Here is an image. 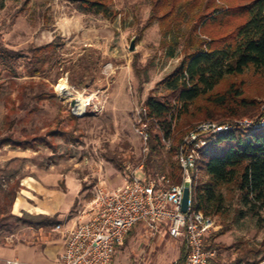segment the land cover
Returning a JSON list of instances; mask_svg holds the SVG:
<instances>
[{
    "label": "rangeland",
    "instance_id": "374dc122",
    "mask_svg": "<svg viewBox=\"0 0 264 264\" xmlns=\"http://www.w3.org/2000/svg\"><path fill=\"white\" fill-rule=\"evenodd\" d=\"M153 1L106 0L108 12L116 13L110 18L87 12L75 0H0V47L20 55L12 70L0 64V137L35 138L37 145L23 148L6 143L0 147L2 245L37 240L33 226L15 216L37 215L32 211L41 208L31 204L28 211H18L19 198L58 205L63 221L72 223L96 185L116 188L124 183L127 169L145 165L148 144L144 151L145 143L136 131L137 110L148 95L161 98L166 94L165 79L184 58V37L194 21L186 17L180 24L183 35L169 55L171 33L163 36L158 16L150 18ZM250 1L215 0L214 4L226 7ZM215 22L209 23L211 31L218 26ZM132 39L135 47L130 50ZM49 42L57 44L53 59L42 65L38 74L27 73V58L35 47ZM61 81L67 96L57 87ZM235 90L242 97L255 98L260 117L264 115V70L229 75L205 96ZM71 113L78 118H70ZM201 120L176 113L173 126L179 129L171 135L172 145ZM57 121L68 130L66 134L50 133ZM169 149L165 147L163 161H159L164 169H149L153 176L168 171ZM196 169L199 180L206 177L203 161L197 162ZM14 189L15 206L10 202ZM223 192L222 212L212 215L220 230L213 239L214 261L264 264V227L258 224V217H264V206L249 209L235 184ZM53 226L47 225L44 234L38 235L59 240ZM181 246L178 239L164 232L153 233L136 224L115 253L113 264H174Z\"/></svg>",
    "mask_w": 264,
    "mask_h": 264
},
{
    "label": "trees",
    "instance_id": "16d2710c",
    "mask_svg": "<svg viewBox=\"0 0 264 264\" xmlns=\"http://www.w3.org/2000/svg\"><path fill=\"white\" fill-rule=\"evenodd\" d=\"M214 3L215 0L153 1L150 18L158 16L163 36L171 33L169 55H173V47L179 44L183 35L180 24L186 17L194 23L184 37L187 50L184 58L165 79L166 94L161 98L155 95L145 98L146 113L150 117L144 165V170H148H145L146 176L154 175L149 169L162 171L165 167L162 162L165 145L160 131L169 137L174 129H179L173 126L176 113L178 117L220 123L244 116L253 117L258 122L262 115L259 102L253 97H242L239 91L214 97L205 95L229 75H241L246 70H264V0H251L240 5L226 4V7ZM79 4L87 12L102 13L110 18L116 15L115 11L108 12L106 0H81ZM214 21L218 26L211 31L209 23ZM56 46V43L49 42L35 47L27 58L26 72L38 74L41 66L53 59ZM43 49L51 50L45 53L41 51ZM19 57L13 50L0 47V64L6 69L12 70ZM70 118L78 117L71 113ZM59 124L57 121L51 128V134L64 135L68 132ZM6 143L23 148L37 146L35 138H17L12 134L0 137V147ZM175 146L166 151V174L173 183L181 180V169L176 159L172 158ZM201 154L199 161L205 164L206 177L197 181L193 202L196 209L210 215L222 212L225 201L223 190L232 184L236 185L249 209L264 206V123L259 126H235L226 133L217 134ZM119 167L122 169V166ZM16 192L17 189L11 192L10 202L14 201ZM15 218L28 225L58 223L56 216L17 215ZM258 224L264 227V217H258ZM219 232L215 229L208 236L206 240L210 245L207 247L216 249L213 239ZM183 255L184 249L174 264L183 263ZM207 264L217 263L212 258Z\"/></svg>",
    "mask_w": 264,
    "mask_h": 264
},
{
    "label": "built area",
    "instance_id": "2783aa9c",
    "mask_svg": "<svg viewBox=\"0 0 264 264\" xmlns=\"http://www.w3.org/2000/svg\"><path fill=\"white\" fill-rule=\"evenodd\" d=\"M137 113L136 131L145 143V151L150 118L145 104ZM263 123L264 115L258 122L244 117L223 123L205 119L192 125L174 149L181 169L179 182H171L167 174L146 176L143 163H140L136 168L127 169L122 185L112 189L96 185L87 204L75 212L72 223L60 221L53 226V230L62 234L64 239V248L56 264H113L115 252L137 223H142L153 233L164 232L178 239L184 249L183 264H207L215 257V249L206 246L210 245L206 239L216 229L215 220L193 205L199 177L196 166L202 149L213 142L217 134L226 133L235 126ZM160 136L166 148L173 146L171 136L165 137L162 131ZM186 187L189 199L183 211L181 205ZM4 264L21 262L7 258Z\"/></svg>",
    "mask_w": 264,
    "mask_h": 264
},
{
    "label": "crops",
    "instance_id": "0c3cea01",
    "mask_svg": "<svg viewBox=\"0 0 264 264\" xmlns=\"http://www.w3.org/2000/svg\"><path fill=\"white\" fill-rule=\"evenodd\" d=\"M17 198H19V197H17ZM19 199H20L19 200L20 204H19V207L17 208L18 211L19 210L28 211V205L32 204L35 207L41 208L40 210L37 209V210L32 211V212H36L35 214H37V215L40 214L41 215L40 218L46 217V216H56L58 223L60 221H63V218H65V217H62L61 216L62 213L57 210L59 207L58 205H55V204L53 205L52 203H49L47 201H45V203H42V204L41 203L36 204V203H32V202L30 203V202H28L26 197H23V198L21 197ZM28 199H30V198H28ZM15 201L13 202L14 206H15ZM14 214H16V213H14ZM63 222H65V221H63ZM137 224H140V226L143 227L142 223H137ZM32 226H33L32 232L35 234L37 240H33L31 244H26L22 241L14 242L12 244H3V245L0 243V264H4V259H7V258L8 259H16L17 261H20L21 264H33V263L56 264L57 262H59V260H60L59 256H60V254L64 248L63 235L55 231L56 233H58L60 235L61 238L59 240L58 239L52 240V239L47 238L45 235L44 236L38 235V234H44L42 230L45 229V227L47 225H45V224H39V225L32 224L31 227ZM134 226H136V224ZM134 226L132 227V230L134 229ZM132 230L128 233V235L132 232ZM121 246L118 248V250L121 248ZM182 249H183V247L181 246L179 248L178 256L180 255V252ZM179 264H183V263H179Z\"/></svg>",
    "mask_w": 264,
    "mask_h": 264
},
{
    "label": "water",
    "instance_id": "95a60500",
    "mask_svg": "<svg viewBox=\"0 0 264 264\" xmlns=\"http://www.w3.org/2000/svg\"><path fill=\"white\" fill-rule=\"evenodd\" d=\"M75 1H81V0H75ZM134 47H135V41L132 39V40H130L129 49L132 50V49H134ZM72 103H74V101ZM182 198H183V202H182V205H181V209L183 211H185L186 208H187V203H188V199H189L188 198V188L187 187L184 189V193H183V197Z\"/></svg>",
    "mask_w": 264,
    "mask_h": 264
},
{
    "label": "bare ground",
    "instance_id": "6f19581e",
    "mask_svg": "<svg viewBox=\"0 0 264 264\" xmlns=\"http://www.w3.org/2000/svg\"><path fill=\"white\" fill-rule=\"evenodd\" d=\"M58 89L60 90L62 95L67 96L68 95V91H67V87L65 86V83L63 81H61L58 85H57ZM78 98V97H77ZM88 100V99H87ZM80 105H85V103H83V101L78 100ZM78 104V103H77ZM76 104V107H77Z\"/></svg>",
    "mask_w": 264,
    "mask_h": 264
}]
</instances>
